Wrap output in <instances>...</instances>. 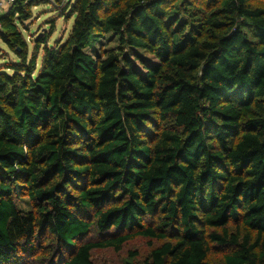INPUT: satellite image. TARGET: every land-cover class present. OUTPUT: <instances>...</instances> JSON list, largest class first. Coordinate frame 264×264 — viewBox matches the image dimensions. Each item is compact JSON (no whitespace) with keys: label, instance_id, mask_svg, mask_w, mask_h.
Masks as SVG:
<instances>
[{"label":"trees","instance_id":"16d2710c","mask_svg":"<svg viewBox=\"0 0 264 264\" xmlns=\"http://www.w3.org/2000/svg\"><path fill=\"white\" fill-rule=\"evenodd\" d=\"M53 1L71 30L31 54L34 1L0 17L17 58L0 70V264H93L135 238L161 242L143 264H213L211 244L264 264V3ZM108 34L116 51L93 56Z\"/></svg>","mask_w":264,"mask_h":264},{"label":"rangeland","instance_id":"374dc122","mask_svg":"<svg viewBox=\"0 0 264 264\" xmlns=\"http://www.w3.org/2000/svg\"><path fill=\"white\" fill-rule=\"evenodd\" d=\"M256 2L264 3V0H256ZM32 4L30 8L32 17L25 21L23 26L17 24L25 41L28 43L29 54H31L34 45L33 42L38 36L43 34L49 36L47 41L49 45L54 44L56 41L63 42L66 40L73 24V18L68 20L66 12L64 13L59 8L60 5L56 4L53 0L52 2L48 0H35ZM117 44L118 38L113 34H108L101 39V44L96 45L91 53L95 56L96 54H100V52L116 51ZM16 61V56L0 41V70H2L6 64H11ZM8 73L11 72L8 71ZM17 203L22 209L27 206L25 203L18 200ZM234 231L235 229L233 226L230 227V232L234 233ZM87 238H95V236L89 235ZM159 243L161 242L148 241L144 238H135L124 244L122 249L117 252L112 249H98L92 251L91 261L93 264H123L126 258L133 256L134 264H143L152 248L156 247ZM228 251L229 249L225 247L211 244L208 261L213 264H221L223 263V255ZM19 259L15 264H62L65 258L61 259L60 256L53 255L51 257L52 260L49 262L47 256L44 255L27 256L19 253Z\"/></svg>","mask_w":264,"mask_h":264},{"label":"built area","instance_id":"2783aa9c","mask_svg":"<svg viewBox=\"0 0 264 264\" xmlns=\"http://www.w3.org/2000/svg\"><path fill=\"white\" fill-rule=\"evenodd\" d=\"M18 0H0V17L7 14L9 11L12 10L14 5L16 4ZM29 1H35V0H24V4H26ZM49 2H52V0H48ZM75 0H62L61 7L66 6L67 4H70L74 2Z\"/></svg>","mask_w":264,"mask_h":264}]
</instances>
